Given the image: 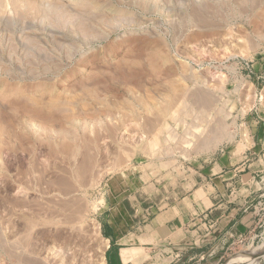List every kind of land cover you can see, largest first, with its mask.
Here are the masks:
<instances>
[{
    "label": "rangeland",
    "instance_id": "1",
    "mask_svg": "<svg viewBox=\"0 0 264 264\" xmlns=\"http://www.w3.org/2000/svg\"><path fill=\"white\" fill-rule=\"evenodd\" d=\"M262 143L264 0H0V264H108L110 191ZM254 206L213 264L260 246Z\"/></svg>",
    "mask_w": 264,
    "mask_h": 264
},
{
    "label": "crops",
    "instance_id": "2",
    "mask_svg": "<svg viewBox=\"0 0 264 264\" xmlns=\"http://www.w3.org/2000/svg\"><path fill=\"white\" fill-rule=\"evenodd\" d=\"M238 161L221 157L177 189L110 191L98 215L108 264H213L257 227L264 143ZM238 165V166H237ZM237 166V167H236ZM176 197V198H174Z\"/></svg>",
    "mask_w": 264,
    "mask_h": 264
},
{
    "label": "bare ground",
    "instance_id": "3",
    "mask_svg": "<svg viewBox=\"0 0 264 264\" xmlns=\"http://www.w3.org/2000/svg\"><path fill=\"white\" fill-rule=\"evenodd\" d=\"M199 14H201V13L199 12ZM259 252L264 254V230L262 232V242H261L259 247H256L255 249H253L251 251H247L246 254L239 256V258H237L236 260H234V259H232V260L235 261L236 263L243 262L245 264H249L250 258H254L255 253L258 254ZM233 263L234 262H231L229 264H233Z\"/></svg>",
    "mask_w": 264,
    "mask_h": 264
}]
</instances>
